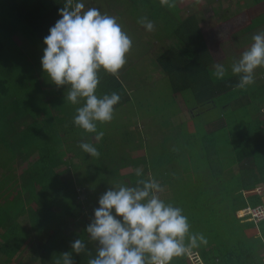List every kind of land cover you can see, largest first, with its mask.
Masks as SVG:
<instances>
[{
	"label": "trees",
	"instance_id": "1",
	"mask_svg": "<svg viewBox=\"0 0 264 264\" xmlns=\"http://www.w3.org/2000/svg\"><path fill=\"white\" fill-rule=\"evenodd\" d=\"M101 1L104 0H83L86 9L98 8L102 14L115 17L132 44L147 45L152 40L149 38L145 43L146 35L151 32L158 35L155 65L162 79L169 80L176 95L193 92L197 106L202 108L229 106L234 121L230 125L213 122L215 129L208 127L209 131L203 127L206 135L202 142L187 139L188 151L184 149V154L168 152L165 158L157 159V166L147 179L137 178L136 169L147 170L148 159L144 157L143 163L131 166L129 160L116 151L121 141L126 145L132 139L133 132L126 130L127 126L131 129L129 125L121 135L117 131V137L113 138L111 134L116 131L105 129L107 122L98 123L97 132H103V137L97 141L96 133H87L73 122L76 108L82 104L64 102L63 88L45 91L39 88L40 82L35 77L38 74H34L29 58L46 47L43 39L60 19L59 10L65 0H0L5 12L17 23L16 28L8 30L9 22L0 19V28H4L0 35L11 32L10 38L0 40V107L5 113L0 119L13 122V105L22 110L30 98L36 102L45 96L47 103L35 115L37 119L29 121L33 125L27 124V129L20 134L22 137L16 136L14 141L4 139L1 144L12 156H9L10 162H6L10 164L4 165L5 158L0 162V264H55L62 252L70 251L71 242L77 238L84 241L86 248L79 255L72 254L74 262L88 264L89 258L96 256L98 245L89 239L84 229L98 207L99 197L111 184L136 186L139 180L151 178L162 187L175 190L183 186L189 193L182 202L171 205L183 210L190 224V234L198 237L197 245L174 257L171 264H264V219L256 222L237 217L241 210L264 205V193L258 192L259 188L264 190V123L253 119L262 108L258 100L264 96V80H261L264 74L255 79L254 84L239 89V78L231 74L232 62L226 61L224 64L229 71L225 78L217 80L213 76L215 58L200 27L203 21L200 2L175 0V7L169 8L162 6L160 0H109L107 5L98 6ZM243 2L252 14L250 33L264 32V0ZM142 18L154 24L153 31H147L139 23ZM19 25L23 26L22 30ZM14 30L21 32L25 41L14 40ZM169 41L171 43L166 44ZM251 43L252 38L240 46L249 47ZM24 44L28 46L26 51ZM13 46L18 50L13 52ZM129 58L126 56L125 69H121L118 76L100 70L96 95L117 93L120 101L114 114L129 110L134 129L142 132V127L137 128L135 124H140L144 115L133 107L135 89L131 87L137 79L131 81L126 77L132 68ZM140 74L142 84L149 86L148 73ZM40 81L45 82L44 75L40 76ZM15 86L17 93H13ZM33 88L34 92H30ZM222 95L227 99L224 104L220 101ZM200 108L195 109L194 117L205 112H200ZM247 117L253 119L247 129L238 131L241 133L232 138L231 145L224 142L227 135L223 136L220 129L231 133L237 120L243 118L244 121ZM154 124L149 122L147 126L153 130ZM65 125L72 136L59 133L62 132L60 127ZM111 126L117 128V123ZM144 127L143 133L149 137ZM81 142L92 143L99 155L89 156L79 147ZM81 157L84 159L80 161ZM64 167L65 170L60 171ZM130 168L133 170L128 174L131 179L122 174ZM169 200L165 203L170 204ZM199 236H203L206 243L201 242Z\"/></svg>",
	"mask_w": 264,
	"mask_h": 264
},
{
	"label": "clouds",
	"instance_id": "2",
	"mask_svg": "<svg viewBox=\"0 0 264 264\" xmlns=\"http://www.w3.org/2000/svg\"><path fill=\"white\" fill-rule=\"evenodd\" d=\"M160 4L174 8L175 0H160ZM59 16L43 39L46 47L41 57L42 72L51 84L65 89L64 102L82 104L76 108L73 122L87 133H96L95 139L99 141L103 132H97V125L113 119L120 96L115 92L103 97L96 95L98 73L103 69L118 76L132 40L115 17L102 14L98 8L86 9L83 0H65ZM139 23L149 32L154 30L147 18ZM262 67L264 32L254 35L250 47L230 65L231 74L239 78L237 88L254 84V74ZM213 69L217 80L224 79L229 71L224 63L216 61ZM79 147L91 157L99 155L92 143L81 142ZM136 175L142 176L143 169H136ZM163 191L154 178L141 179L136 186L111 184L99 197L98 207L84 229L98 245L96 256L89 258L88 264H171L174 257L195 247L198 237L190 234L187 217L181 208L160 198ZM258 192L263 194L264 190L259 188ZM259 207L264 205L245 210ZM245 218L258 221L247 214ZM199 240L206 243L203 236ZM85 248L82 239H75L70 251L62 252L55 264H75L72 254L79 255Z\"/></svg>",
	"mask_w": 264,
	"mask_h": 264
},
{
	"label": "rangeland",
	"instance_id": "3",
	"mask_svg": "<svg viewBox=\"0 0 264 264\" xmlns=\"http://www.w3.org/2000/svg\"><path fill=\"white\" fill-rule=\"evenodd\" d=\"M86 1V0H85ZM109 0H104L101 1V5L98 6H105L109 3ZM231 5L230 3H228ZM226 4V6H228ZM91 6V5H88ZM96 6V5H94ZM93 6V7H94ZM208 10V9H207ZM211 10L205 11V13H211ZM202 14V11H201ZM8 12L6 13L3 7L0 5V19H2L3 22H9L10 28H7L8 30H13V28L17 27L16 21L13 19V16H7ZM184 17H188V15L184 14ZM251 17V16H250ZM249 21L248 17L245 15L242 16L235 27L237 29H240L243 27L247 22ZM20 30H22L21 25ZM202 29H204L203 33L206 35L208 41L210 39L214 38L213 42L210 45L211 51L213 52L215 56V61L225 63L227 60L224 58V54H228L227 50L224 48L223 42L225 44L229 43V35L232 34L233 31V25L230 26L227 29V35L224 38L223 37V28H214L212 31H210V28L205 29V23H202L201 25ZM4 28H0V30H3ZM6 29V30H7ZM25 30V28H24ZM23 30V31H24ZM14 40H22L25 41L23 38V34L21 32H17V30H14ZM152 32L149 33V35H146L144 40H147L150 38L151 43L147 45L141 46L140 44H132V47L127 53V57H130L129 60H131L130 64L131 67L129 71L127 72L128 76L131 81L133 79H137V83H132L131 87L135 89L133 92V99H134V105L133 107L135 109H139L140 112L143 113V118L139 121L140 124H135L137 128H141L142 132L136 131L134 129V126L131 122H133L131 115L129 114V110L126 111H119L116 113V115H113V119L111 121L113 122H107V126H105V129L107 128L108 131L114 130L116 133L111 134L113 138H116L118 135L117 131L119 132V135L123 132L124 128L129 125L131 129H128V126L126 127V130L129 132H133L131 135L132 139L128 140V144L125 145V141H121L119 144V150L116 149L118 152L117 154H120L121 156L126 157L129 160V163L131 166L133 165H139L143 163L142 158L146 157L148 159L146 165H147V170H143V175L140 177H144L147 179L149 175L152 172V169H154L156 165V161L158 158L164 157L165 155L170 152V151H180L183 153V151H188V147L185 145V141L188 140H193V141H199L202 142L203 139L205 138L206 133L202 131L203 127H206L205 130L209 131V129L214 130L215 128L213 127L214 123L216 122H222L224 124H232V121H234L232 118L233 116L231 115V111L229 110V106L227 108H218V109H213V108H202L200 105L197 106V102L194 99V94L191 92L190 94H185V93H179L175 94L173 91V88L171 86V83L169 82L168 79H162L161 77L162 73L161 71L157 68L155 65L154 61V51H156L158 48L159 42L157 41L158 35H154L152 37ZM11 32H2V35H0V40H6L10 38ZM151 36V37H150ZM205 37V36H203ZM147 40L145 43H148ZM153 45V48L151 50V46ZM171 42H167L166 44H170ZM137 44V45H136ZM34 45V44H32ZM150 46V48H148ZM40 47V45L37 46V48ZM28 49V46L24 44V50L26 51ZM15 50H18L17 48H14L13 46V52ZM231 51V48H230ZM37 53V54H36ZM34 56L33 58H29L30 62L32 61L34 65L35 75L36 79L40 82V89L43 91L45 90H50V89H57V87L54 84H51L45 77L44 73L42 72L41 68V57L43 55V49L40 48V52H34L32 53ZM231 56V55H230ZM236 59H239L237 57ZM233 59L232 61H234ZM125 65L122 67V69H125ZM258 70V69H257ZM254 74V79H256V76L260 71H257ZM261 70V69H260ZM123 73H125L124 70H122ZM140 73H148V79L151 84L148 85H143L142 84V75ZM44 75L45 77V82L40 81V76ZM154 78V79H153ZM129 79V80H130ZM129 82V84L131 83ZM50 83V84H49ZM54 86V87H52ZM52 87V88H51ZM60 89V88H59ZM61 90V89H60ZM65 89L63 88L62 91ZM17 93V87L15 86V89L13 88V93ZM34 92V88L32 91ZM29 96L25 95V99H27ZM21 96H18V98ZM222 98L220 101L224 104L227 102L226 96L222 95ZM192 98V99H191ZM28 100L25 101V105L22 106V110L19 109L20 107L13 105V111H12V116L11 118L13 119V122L11 120H7L3 118V120L0 119V162L4 160L5 158V164L8 165L10 163V157L12 156L11 152L6 149L5 146L1 145L4 144V139H9L11 141H14L16 136L19 137L20 134L23 133V130L27 129V124L33 125V123H29V121L37 119L38 112L42 111L44 109V106L47 104L46 103V97L43 96L41 99H39L36 102H33V98L29 99V102L27 103ZM50 101V100H49ZM23 102V101H22ZM20 102V103H22ZM27 103V104H26ZM201 107V108H200ZM124 108V109H129ZM197 110L200 108L201 110H205L202 114H199L198 116L194 117L197 113H195V109ZM2 107H0V112L3 117H5V113L2 111ZM123 109V110H124ZM212 109V110H210ZM244 108H242L243 110ZM156 112V113H155ZM264 109H259L257 116L264 118L263 115ZM50 113V112H49ZM224 115V117H222ZM235 115V114H234ZM194 117V118H191ZM235 117V116H234ZM237 118V117H235ZM241 118V117H240ZM243 119V118H242ZM242 119L237 120V123L234 124L231 127V133L226 134V132L223 131L221 128L220 130L222 131V135L225 136L227 135V138L224 142H227L229 145H231V140L234 138V136L238 133V131H242L245 128L247 129L248 127V122L251 123L253 119L245 118L246 120L242 121ZM17 121H20L16 124ZM116 122L117 123V128H114L111 126L112 123ZM149 122H155L154 124V129L151 130L147 125ZM214 122V123H213ZM134 123V122H133ZM152 123L149 125L151 126ZM146 126V132H149V137L145 136L143 133V128ZM200 127V129H199ZM209 127V129H208ZM59 128V126L57 127ZM49 130V128H46ZM53 129V127H51ZM62 132L60 131L59 133H64L69 136H72V132L68 131V125H65L64 127H60ZM190 132V133H189ZM219 132V131H218ZM191 134V135H190ZM179 136V137H178ZM22 137V136H20ZM145 137V138H144ZM168 137V141H165V138ZM178 137V139H175ZM144 138V140H143ZM186 138V140H185ZM32 143V142H31ZM187 148V149H186ZM185 149V150H184ZM184 154V153H183ZM84 158L81 157L80 161L83 160ZM91 162V160H90ZM195 167V164L192 166V168ZM159 168H157L158 170ZM65 170V167L62 168L60 171ZM132 169H127L122 172L124 175H128L132 173ZM131 175H128V178H130ZM137 178H140L136 175ZM164 191L159 193L160 198L162 200H169L170 204H176L180 203L184 200V196L188 195V191L185 189L183 186H178L175 188V190H172V188H169L167 186L163 187ZM247 210H241L237 213V216L239 218H245ZM30 248V246H29ZM201 262V260H199ZM202 264V262H201Z\"/></svg>",
	"mask_w": 264,
	"mask_h": 264
},
{
	"label": "crops",
	"instance_id": "4",
	"mask_svg": "<svg viewBox=\"0 0 264 264\" xmlns=\"http://www.w3.org/2000/svg\"><path fill=\"white\" fill-rule=\"evenodd\" d=\"M200 2L201 3V11H202V19L203 21L200 23V27H202V23H205V29L210 28V31H212L214 28H223V37L225 38L227 35V29L233 25V31L232 34L229 35V43L224 44V48L227 50L228 54H224V58L229 62H233L232 60L237 57H240L243 51H245L248 46H240L241 43L245 42L250 39L256 34L250 33L249 27L252 24V14L249 11V7L247 4L243 5V0H195L194 2ZM230 3L231 5H229ZM228 4V6H226ZM264 4V3H263ZM211 10V13H205V11ZM217 11V12H216ZM226 15L227 17H225ZM248 17L249 21L240 29H237L235 25L237 24L238 20L242 16ZM251 16V17H250ZM204 29H202L203 31ZM204 32V31H203ZM205 42L207 46H209V49L211 51L210 45L213 42L214 38L210 39L208 41L206 35H204ZM250 47V46H249ZM231 48V51H230ZM212 56L215 58L213 52L211 51ZM231 55V56H230ZM260 71L258 75L256 76V79H258L260 76L262 77V74H264V70H258ZM261 80H264V77L261 78ZM261 104L260 109H264V96L262 95L260 99L258 100ZM258 113V112H257ZM257 113L253 116V119L255 121H260L264 123V118H261L257 116ZM264 115V112H263ZM264 200V198H263Z\"/></svg>",
	"mask_w": 264,
	"mask_h": 264
},
{
	"label": "built area",
	"instance_id": "5",
	"mask_svg": "<svg viewBox=\"0 0 264 264\" xmlns=\"http://www.w3.org/2000/svg\"><path fill=\"white\" fill-rule=\"evenodd\" d=\"M246 212H247V215H250L253 219H257V220L264 219V208L263 207H259L256 209H248Z\"/></svg>",
	"mask_w": 264,
	"mask_h": 264
}]
</instances>
